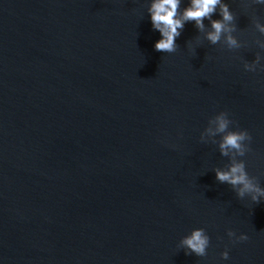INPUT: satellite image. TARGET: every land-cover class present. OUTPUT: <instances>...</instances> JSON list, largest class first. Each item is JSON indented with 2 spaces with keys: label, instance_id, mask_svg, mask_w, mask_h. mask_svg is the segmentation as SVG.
<instances>
[{
  "label": "water",
  "instance_id": "95a60500",
  "mask_svg": "<svg viewBox=\"0 0 264 264\" xmlns=\"http://www.w3.org/2000/svg\"><path fill=\"white\" fill-rule=\"evenodd\" d=\"M224 2L239 48L188 22L163 53L151 0H0V264H264V202L200 139L227 111L264 187V4ZM196 228L204 257L178 247Z\"/></svg>",
  "mask_w": 264,
  "mask_h": 264
},
{
  "label": "clouds",
  "instance_id": "9594fccd",
  "mask_svg": "<svg viewBox=\"0 0 264 264\" xmlns=\"http://www.w3.org/2000/svg\"><path fill=\"white\" fill-rule=\"evenodd\" d=\"M256 3L264 4V0H255ZM181 0H151L148 7L152 27L160 33V39L155 43L156 51L163 53H174L178 49L177 37L188 22H194L195 27L205 33V39L211 44H219L222 37L230 49L239 48V42L232 35L235 31V17L224 0H189L188 6L180 11ZM219 9L220 19H213V15ZM210 22V30L206 31L204 21ZM260 33H264V25L256 24ZM264 47V45H262ZM257 61L245 64L244 69L249 72L257 71ZM264 71V67H261ZM234 121L229 119L227 111H221L208 121V126L201 133L200 139L206 143L205 137L220 136L218 146L220 154L230 158V163L225 168H214L215 178L221 184H228L235 192L236 196L243 200L250 198L254 204L264 202V187L256 176L249 175L246 170L244 157L250 151L249 143L251 134L246 129H231ZM215 125V127H212ZM213 143H216L213 140ZM227 235L233 238V242L248 240L246 234L236 235L233 230H228ZM210 245V237L204 228L193 229L190 234L180 239L178 247L185 251L186 255L195 254L198 257L207 255ZM221 257L225 260L229 258L228 251H224Z\"/></svg>",
  "mask_w": 264,
  "mask_h": 264
}]
</instances>
